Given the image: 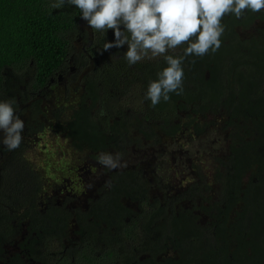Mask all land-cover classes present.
Returning <instances> with one entry per match:
<instances>
[{
	"label": "trees",
	"instance_id": "obj_1",
	"mask_svg": "<svg viewBox=\"0 0 264 264\" xmlns=\"http://www.w3.org/2000/svg\"><path fill=\"white\" fill-rule=\"evenodd\" d=\"M54 2L0 0V100L13 98L25 125L17 149L0 144V232L15 241L14 219L36 231L22 244L42 264H264V11L226 15L219 50L188 56L183 92L153 107L145 93L167 66L163 57L130 66L127 44L103 49L113 29L97 32L74 5ZM212 116L221 117L213 139L222 145L209 152L205 143L187 172L176 155L162 173L160 161L103 166L108 181L92 196L82 181L51 193V182L80 163L95 169L101 153H124L144 138L160 156L162 141L186 151ZM34 144L50 160V192L33 169L43 163L26 157ZM5 251V264H25Z\"/></svg>",
	"mask_w": 264,
	"mask_h": 264
},
{
	"label": "clouds",
	"instance_id": "obj_2",
	"mask_svg": "<svg viewBox=\"0 0 264 264\" xmlns=\"http://www.w3.org/2000/svg\"><path fill=\"white\" fill-rule=\"evenodd\" d=\"M65 4L78 8L93 30L104 34L113 29L115 40L104 42L103 49L127 44L124 59L130 66L145 58L163 57L167 66L149 82L145 93L153 107L161 100L169 101L170 93L183 92L182 65L188 56L203 57L219 50L226 15L240 19L246 11H264V0H55L51 7ZM181 45H187L183 55L168 54ZM15 104L13 98L0 100V144L9 151L20 146L25 127ZM104 114L101 109L99 115ZM97 162L109 169L124 166L119 153H101Z\"/></svg>",
	"mask_w": 264,
	"mask_h": 264
},
{
	"label": "rangeland",
	"instance_id": "obj_3",
	"mask_svg": "<svg viewBox=\"0 0 264 264\" xmlns=\"http://www.w3.org/2000/svg\"><path fill=\"white\" fill-rule=\"evenodd\" d=\"M211 118H212L211 120H214V122L209 123L208 128L205 130V133L202 136H196V139H193L192 141H190L189 143L185 145V146H189V149H187L186 151H184V148L180 146L181 144L178 145V143L162 141V143L160 142V147L164 150L165 155L160 156L157 152L158 151L161 152L162 150H154L152 149L151 145L149 147L147 146L149 144L148 142L145 143L144 141L139 140L137 142L132 143V145L134 144L133 147L130 145L126 147L125 149L126 151L123 150L124 153H121V164L124 166L119 167V168H135L136 165L140 164L139 166H142L144 168L153 169L155 163H159L160 161L159 164L162 170L161 171L159 170L157 172L162 173V171H170V169L174 167L173 164L175 165V162L171 163L168 160V158L176 155V158L177 156H179L180 158L179 162H181V164L179 167L181 169H184V171L187 172L189 160L195 157V153H194L195 151L207 146L205 143L208 142L209 144L208 145L209 152L214 151L215 149L219 148L220 145H222L221 142H218V140L216 141L215 139H213L215 136L217 137L221 136L220 134V131L222 128L221 122H220L221 117L212 116ZM217 130L219 131V133L217 132ZM35 146H36L35 144L31 146L32 155L30 156L26 155V157L27 159H29L30 157V162L33 164L41 165L43 163V166L45 167L33 166V169H35L42 176H44V180H45L44 190L46 192H50V177L48 178L46 177L45 170H44V168H46V166L49 165L50 160L44 161V159L41 157V153L38 150H33L35 149ZM114 153L117 154V152H114ZM115 154L113 155L115 156ZM147 159H152V161L148 160L144 162ZM102 167L103 165H97L95 169H92V167L87 165L85 162L80 163L78 165L77 172L74 171L73 173H68L67 176L63 174L61 176L63 178L64 176H66V178L60 179L61 181L51 182V185H52L51 193L54 194L56 191L60 192L63 187L61 188L59 185L61 186L64 185V188L62 190L64 191L63 194H68L69 192L64 189H67V187L69 188L70 183L72 185L73 181L75 182L82 181L83 186L84 187L89 186L90 191H91V193H88L84 196L85 197L92 196L93 195L92 191H95V189L99 188L101 184L108 181V175L106 176L102 174ZM66 179L69 180L68 181L69 183H64V181L66 182ZM65 184L67 185L65 186ZM83 202H85V200ZM21 235L17 237L18 240H21L22 238Z\"/></svg>",
	"mask_w": 264,
	"mask_h": 264
},
{
	"label": "flooded vegetation",
	"instance_id": "obj_4",
	"mask_svg": "<svg viewBox=\"0 0 264 264\" xmlns=\"http://www.w3.org/2000/svg\"><path fill=\"white\" fill-rule=\"evenodd\" d=\"M257 23V22H256ZM212 118H209L208 119V121L209 120H211ZM224 120H225V116H224ZM209 126V125H208ZM208 126H207V128H208ZM183 133V132H182ZM182 133H180V134H182ZM143 141L145 142V143H147V139H143ZM3 182V181H2ZM5 184H6V182H5ZM2 186V184H0V197L2 198V197H4L5 196V193H6V190H7V188H4V187H1ZM55 193H58V191H56ZM59 194V193H58ZM0 209L2 210V212H4V215L6 216V214H7V211L6 210H4L2 207H0ZM4 216V217H5ZM12 223L14 224V226L15 227H17V232L21 235V233H22V238H21V240H18V239H15V241H13L12 242V238H11V235L10 236H7V234H5L3 231H4V229L0 232V233H3L4 234V236L0 239V241L2 242V246H1V248L2 249H0V250H6L5 252H11L12 250H17V252H19V253H21V255H22V257L25 259V264H42L41 262H39L36 258H31L30 257V259H28V257H26V255H29V252H28V250H25L24 251V249H29V247L28 246H24L23 244H22V242L24 241V239L26 238V235H28V234H30V233H33L34 235L36 234V231L35 232H33V231H28L27 229H26V225L24 224L23 226H21L20 224H18V222H17V220L16 219H14L13 221H12ZM8 238H10L9 240H8ZM29 256H31V255H29ZM0 264H5V262L2 260V258H0Z\"/></svg>",
	"mask_w": 264,
	"mask_h": 264
}]
</instances>
